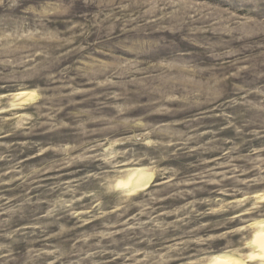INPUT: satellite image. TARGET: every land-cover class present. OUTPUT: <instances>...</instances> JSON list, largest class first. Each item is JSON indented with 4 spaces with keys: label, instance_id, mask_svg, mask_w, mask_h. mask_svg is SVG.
Wrapping results in <instances>:
<instances>
[{
    "label": "rangeland",
    "instance_id": "1",
    "mask_svg": "<svg viewBox=\"0 0 264 264\" xmlns=\"http://www.w3.org/2000/svg\"><path fill=\"white\" fill-rule=\"evenodd\" d=\"M164 3L110 0L102 25L91 5L88 20L55 21L59 30L24 11L35 0L0 9V245L14 256L208 264L252 252L264 225V125L245 123L261 119L256 109L223 105L244 98L235 85L264 84V31L223 0ZM136 171L149 175L143 189L116 187ZM15 228L26 231L13 243ZM3 260L16 264L6 248Z\"/></svg>",
    "mask_w": 264,
    "mask_h": 264
},
{
    "label": "clouds",
    "instance_id": "2",
    "mask_svg": "<svg viewBox=\"0 0 264 264\" xmlns=\"http://www.w3.org/2000/svg\"><path fill=\"white\" fill-rule=\"evenodd\" d=\"M21 0H0V9L6 8V9H13L19 5ZM172 0H166V3H164V7H167L169 3H171ZM223 2L232 9H235L237 12H243L246 17H256L257 21L254 23V27H256L260 31H264V0H223ZM110 3V0H35V6L32 4L29 5L28 8H25V12H31L35 16V20L37 22V26L40 28H43L44 30H48L49 28H54L59 30V26L55 24V21L66 19L71 21H74L77 19L79 15H84L85 19L88 20V14L84 12V9L89 8L91 5H97L100 8V12H98L95 16V22L96 26H100L103 24V21L101 20V15L104 13V9L108 7V4ZM177 3L179 4V9H183L187 7V5L183 3H179V0H177ZM178 9V10H179ZM104 19H108L107 16L104 17ZM91 22V21H89ZM77 27L75 24H73V28ZM80 28L84 29V32H81V35H84L87 32L86 25H79ZM180 42H184L188 40V37L180 34L178 37ZM137 40V37L130 36V37H123L119 40H113V44L121 43L123 41H135ZM177 44V40L173 39L171 41V44L168 46L171 47L173 45ZM106 45H101V47H105ZM11 47L10 45H6L5 50ZM132 47L136 49V51L139 53L142 50L138 45L132 44ZM159 53H154L152 58H156V56ZM176 55L179 59L182 60H189L192 61L195 58L194 57H188L182 54L181 50L179 48L176 49ZM261 56H264V52L260 53ZM264 62V61H262ZM5 64L10 63L7 59L4 61ZM239 74V73H237ZM260 76H264V73H260ZM226 87V85H225ZM235 89L237 91H243L244 92V98L235 100V101H225L223 106H231L233 104H242L243 110L245 112L250 111L252 109H256L257 112L260 114L261 119L259 121L256 120H249L246 121V124H252V123H261L264 125V99H261L259 104H253L251 101L247 99V96L251 92H257L260 97H264V84H260L258 86H253V84L250 82L248 87H241L240 85H235ZM214 102V101H213ZM221 106V105H218ZM223 106L222 110H223ZM225 118L229 120V127H236V125L233 123V118H229L227 114H225ZM239 130H243L240 128ZM262 135H264V131L261 132ZM103 192L100 193V196L96 197L97 202H101V197L103 196ZM25 203H31V198H28ZM48 214H54L53 209H49ZM21 220L24 219V215H21ZM7 221L0 220V226L7 225ZM40 225H29V227L35 228ZM26 228H15L13 231L7 233L8 237L12 239L13 243H16L18 239L24 238ZM20 234L17 236V234ZM7 249L8 252V259L16 261V264H29L34 252L31 248H29L28 252L19 253L17 255L12 254V246L11 245H0V250ZM0 264H8V260L0 261Z\"/></svg>",
    "mask_w": 264,
    "mask_h": 264
},
{
    "label": "bare ground",
    "instance_id": "3",
    "mask_svg": "<svg viewBox=\"0 0 264 264\" xmlns=\"http://www.w3.org/2000/svg\"><path fill=\"white\" fill-rule=\"evenodd\" d=\"M21 96H31L29 92H22ZM26 97V98H27ZM149 176V175H148ZM147 173L142 171L132 172L127 179L117 182V188L127 192L143 189L148 180ZM250 245L253 247L252 252L246 257H237L233 255H217L210 259L208 264H251L254 262H264V225L255 232ZM249 247V246H248ZM255 264V263H254Z\"/></svg>",
    "mask_w": 264,
    "mask_h": 264
}]
</instances>
